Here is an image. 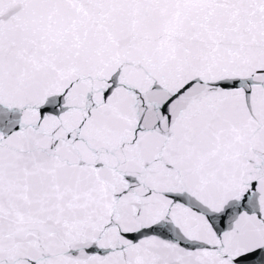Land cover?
<instances>
[{
  "label": "snow or ice",
  "instance_id": "snow-or-ice-1",
  "mask_svg": "<svg viewBox=\"0 0 264 264\" xmlns=\"http://www.w3.org/2000/svg\"><path fill=\"white\" fill-rule=\"evenodd\" d=\"M0 264H264V0H0Z\"/></svg>",
  "mask_w": 264,
  "mask_h": 264
}]
</instances>
